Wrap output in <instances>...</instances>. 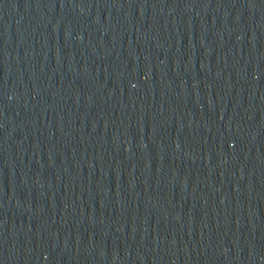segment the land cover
Listing matches in <instances>:
<instances>
[{
	"label": "water",
	"instance_id": "1",
	"mask_svg": "<svg viewBox=\"0 0 264 264\" xmlns=\"http://www.w3.org/2000/svg\"><path fill=\"white\" fill-rule=\"evenodd\" d=\"M0 264H264V0H0Z\"/></svg>",
	"mask_w": 264,
	"mask_h": 264
}]
</instances>
